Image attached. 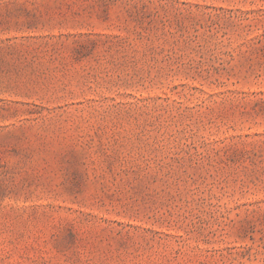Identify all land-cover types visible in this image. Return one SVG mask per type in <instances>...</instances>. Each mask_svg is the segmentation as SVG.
I'll return each instance as SVG.
<instances>
[{"label": "rangeland", "instance_id": "rangeland-1", "mask_svg": "<svg viewBox=\"0 0 264 264\" xmlns=\"http://www.w3.org/2000/svg\"><path fill=\"white\" fill-rule=\"evenodd\" d=\"M0 264H264V0H0Z\"/></svg>", "mask_w": 264, "mask_h": 264}]
</instances>
